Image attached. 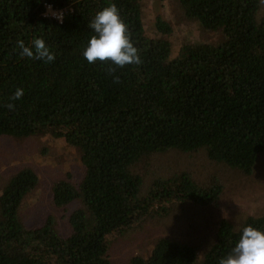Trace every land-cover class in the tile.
<instances>
[{
	"label": "trees",
	"instance_id": "16d2710c",
	"mask_svg": "<svg viewBox=\"0 0 264 264\" xmlns=\"http://www.w3.org/2000/svg\"><path fill=\"white\" fill-rule=\"evenodd\" d=\"M145 1L0 0V137L63 139L82 165V173L67 172L51 186L57 207L78 205L65 236L52 217L27 223L23 204L40 183L35 168L21 166L3 182L0 264H217L244 226L264 229V214L237 221L214 218L210 208L225 195L220 174L239 173L236 183L263 176L264 0H173L186 22L176 51L168 21L157 16L158 38L145 27ZM110 4L139 64L83 57L94 35L88 23ZM47 6L63 12L62 22L44 16ZM35 38L44 39L53 62L20 56L17 41L31 46ZM17 88L24 94L12 100ZM169 151L189 163L149 181L150 159ZM186 207L210 222L192 234L211 238L204 248L173 238L174 217ZM162 224L173 228L159 231ZM142 230L144 247L116 263L113 237Z\"/></svg>",
	"mask_w": 264,
	"mask_h": 264
},
{
	"label": "rangeland",
	"instance_id": "374dc122",
	"mask_svg": "<svg viewBox=\"0 0 264 264\" xmlns=\"http://www.w3.org/2000/svg\"><path fill=\"white\" fill-rule=\"evenodd\" d=\"M174 4L173 0H147L142 5V17L145 27L151 34L154 33L156 38L159 37L158 33L154 32L157 16H160L164 21H168L173 26L174 31L173 35L168 36V38L173 40V47L176 51L183 36V31H186V22L176 16ZM160 37L165 36L160 34ZM208 38L210 41H215L211 34ZM64 141L49 136H35L29 139L0 137V186L19 167L27 165L35 168L38 171L40 183L39 188L25 199L23 204L25 218L27 223L33 227L40 226L48 217H52L55 222L54 227L61 236H65L69 232V216L78 205L57 207L53 202L51 186L55 179L59 176L63 178L67 172L82 173L79 151L67 146ZM262 160L264 162V158ZM188 163L189 161L182 154H177V151H169L166 154H158L152 157L146 173L150 175L148 176L150 181L169 171L173 172L174 166L176 168L178 165L185 166ZM223 168L225 167L222 165L217 167V169ZM236 174L227 171L219 175L222 181L226 178L225 195L221 199L220 205L210 207L215 216L214 218L223 216L229 217L231 220L241 221V218L250 215L259 216L264 214V167L263 176L260 175V170L258 176L248 179L250 181L236 183L234 179L240 176L239 173ZM180 214L181 219L173 216L178 220L173 223V227L176 226L177 228L162 224V227L158 230L165 231L169 229L170 231L173 228L175 232L173 238L188 239L191 243L204 248L211 238L207 237L205 233H203L205 234L203 237H195L192 234L195 232V228L205 232L204 229L211 228L210 222H205L206 218L195 207H186L180 210ZM165 223L172 222L167 220ZM137 236L138 239H136ZM112 240L114 242L111 246V255L114 261L124 263L128 260V255L134 250L135 246L142 244V247H144V230L136 235L131 232L123 237H113ZM148 247L145 248L148 250Z\"/></svg>",
	"mask_w": 264,
	"mask_h": 264
},
{
	"label": "clouds",
	"instance_id": "9594fccd",
	"mask_svg": "<svg viewBox=\"0 0 264 264\" xmlns=\"http://www.w3.org/2000/svg\"><path fill=\"white\" fill-rule=\"evenodd\" d=\"M53 15L62 22V13ZM87 26L94 33L83 50V57L89 63L109 61L112 65L123 68L127 64L141 62L138 49L134 46L115 4L99 10ZM17 47L21 57L40 59L45 63L55 60V54L42 38H35L31 46L18 40ZM23 94L24 90L17 88L11 99L19 100ZM6 106L9 110L15 107L12 103ZM217 264H264V229L252 225L244 226L239 239L229 252L218 258Z\"/></svg>",
	"mask_w": 264,
	"mask_h": 264
},
{
	"label": "built area",
	"instance_id": "2783aa9c",
	"mask_svg": "<svg viewBox=\"0 0 264 264\" xmlns=\"http://www.w3.org/2000/svg\"><path fill=\"white\" fill-rule=\"evenodd\" d=\"M53 13H62L63 12H58V11H55L51 6L49 8V6H47V10H46V13H45V17H52V18H55V16L53 15ZM56 19V18H55ZM58 20V19H57ZM60 21V20H59ZM61 22V21H60Z\"/></svg>",
	"mask_w": 264,
	"mask_h": 264
}]
</instances>
